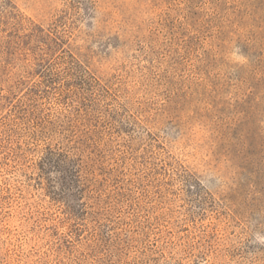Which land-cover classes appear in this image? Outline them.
Segmentation results:
<instances>
[{
	"label": "rangeland",
	"instance_id": "1",
	"mask_svg": "<svg viewBox=\"0 0 264 264\" xmlns=\"http://www.w3.org/2000/svg\"><path fill=\"white\" fill-rule=\"evenodd\" d=\"M0 264H264V0H0Z\"/></svg>",
	"mask_w": 264,
	"mask_h": 264
},
{
	"label": "clouds",
	"instance_id": "2",
	"mask_svg": "<svg viewBox=\"0 0 264 264\" xmlns=\"http://www.w3.org/2000/svg\"><path fill=\"white\" fill-rule=\"evenodd\" d=\"M234 59L240 60L241 62H243V58L235 54H234Z\"/></svg>",
	"mask_w": 264,
	"mask_h": 264
}]
</instances>
